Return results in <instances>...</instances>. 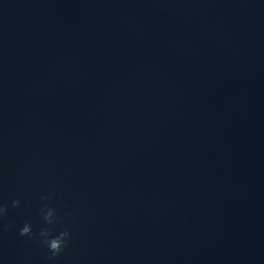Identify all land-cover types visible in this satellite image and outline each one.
Wrapping results in <instances>:
<instances>
[{"label": "water", "instance_id": "95a60500", "mask_svg": "<svg viewBox=\"0 0 264 264\" xmlns=\"http://www.w3.org/2000/svg\"><path fill=\"white\" fill-rule=\"evenodd\" d=\"M0 206V264H264V0H0Z\"/></svg>", "mask_w": 264, "mask_h": 264}, {"label": "clouds", "instance_id": "9594fccd", "mask_svg": "<svg viewBox=\"0 0 264 264\" xmlns=\"http://www.w3.org/2000/svg\"><path fill=\"white\" fill-rule=\"evenodd\" d=\"M20 204L19 200L12 201V207L16 208ZM7 206H0V215L6 213ZM43 212V209L41 210ZM44 220L48 224H52L54 222V211L52 209H48L46 214L44 215ZM32 227L30 224H25L21 230L20 235L26 236L31 234ZM40 237L44 238L43 242L47 244L49 251L52 253V256L49 259H52L58 256L64 247L67 246L66 238H70V233L68 231L60 232L56 236H52L51 232L48 229H42L39 233Z\"/></svg>", "mask_w": 264, "mask_h": 264}]
</instances>
